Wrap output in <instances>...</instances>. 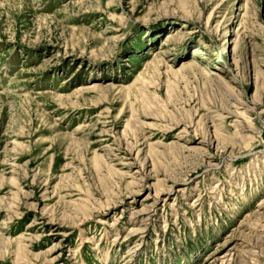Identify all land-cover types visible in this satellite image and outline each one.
I'll return each instance as SVG.
<instances>
[{
    "label": "rangeland",
    "instance_id": "obj_1",
    "mask_svg": "<svg viewBox=\"0 0 264 264\" xmlns=\"http://www.w3.org/2000/svg\"><path fill=\"white\" fill-rule=\"evenodd\" d=\"M0 264H264V0H0Z\"/></svg>",
    "mask_w": 264,
    "mask_h": 264
},
{
    "label": "bare ground",
    "instance_id": "obj_2",
    "mask_svg": "<svg viewBox=\"0 0 264 264\" xmlns=\"http://www.w3.org/2000/svg\"><path fill=\"white\" fill-rule=\"evenodd\" d=\"M213 73H211L210 75H212ZM92 86H95V85H92Z\"/></svg>",
    "mask_w": 264,
    "mask_h": 264
}]
</instances>
